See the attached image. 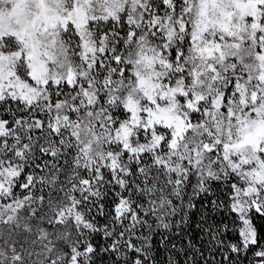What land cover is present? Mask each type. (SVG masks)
<instances>
[{
    "label": "snow or ice",
    "instance_id": "1",
    "mask_svg": "<svg viewBox=\"0 0 264 264\" xmlns=\"http://www.w3.org/2000/svg\"><path fill=\"white\" fill-rule=\"evenodd\" d=\"M257 218L264 0H0V264H264Z\"/></svg>",
    "mask_w": 264,
    "mask_h": 264
},
{
    "label": "rangeland",
    "instance_id": "2",
    "mask_svg": "<svg viewBox=\"0 0 264 264\" xmlns=\"http://www.w3.org/2000/svg\"><path fill=\"white\" fill-rule=\"evenodd\" d=\"M111 200L112 198L109 197L108 200L105 201V207L106 209H111L112 207V204H111ZM203 211V208L202 206L197 203V209L193 210L190 218H189V225L185 227V232H187L189 235L193 236V237H200V238H205L202 236V234L200 233V230L197 228V224L200 222L201 220V212ZM217 221H219L220 219H222V217L220 216H216L215 217ZM102 219V218H101ZM259 221H263L259 218H257ZM103 222V221H102ZM164 231L163 229H161L154 237H153V248L155 250V254H156V247H157V243L156 241H158V247L159 248H166L165 246H163L161 244V240H162V237L164 236ZM232 235L229 234V238H231ZM175 237H171V240L170 241H166L165 243H170V242H174L175 241ZM96 244H99V245H102L104 243V241L100 238L99 235H97L95 241H94ZM197 243H199L200 241L197 240L196 241ZM157 264H162L160 261H157ZM237 264H246V261L243 260L242 258H237Z\"/></svg>",
    "mask_w": 264,
    "mask_h": 264
},
{
    "label": "trees",
    "instance_id": "3",
    "mask_svg": "<svg viewBox=\"0 0 264 264\" xmlns=\"http://www.w3.org/2000/svg\"><path fill=\"white\" fill-rule=\"evenodd\" d=\"M256 223L257 225L260 227L261 231H264V220L263 221H259L258 219H256ZM232 238V237H231ZM156 261H160L162 264H167V258L169 255L168 249L167 248H159L158 247V241H156Z\"/></svg>",
    "mask_w": 264,
    "mask_h": 264
}]
</instances>
